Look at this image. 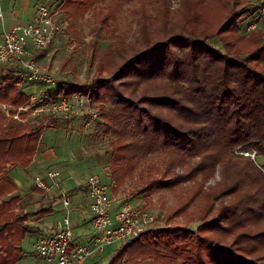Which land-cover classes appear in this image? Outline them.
I'll use <instances>...</instances> for the list:
<instances>
[{
	"label": "trees",
	"instance_id": "obj_1",
	"mask_svg": "<svg viewBox=\"0 0 264 264\" xmlns=\"http://www.w3.org/2000/svg\"><path fill=\"white\" fill-rule=\"evenodd\" d=\"M65 1L82 10L102 3L94 21L105 34L125 3L140 7L135 18L140 37L126 42L117 36L108 44L91 82L93 100L104 106L105 131L116 136L109 144L115 186L132 177L153 152L163 156L140 169L143 192L185 182L202 187L217 170L221 176L205 192L211 198L208 210L219 204L210 210L217 211L216 217L190 229L197 189L170 209L163 228L122 241L107 264H264V169L231 156L237 145L264 155V28L242 33L251 17L249 2L180 0L173 11L161 0ZM17 79V74L6 76L0 103L17 107L33 95ZM85 90V85L64 81L50 96ZM58 120L11 127L0 113V211L6 212L0 236L9 237L21 226L23 237L31 229L25 223L30 214L15 213L17 187L7 167L26 163L45 127ZM8 194V200L2 199ZM226 197L230 200L224 202ZM179 215L184 223L167 224ZM14 246L11 239L3 246L6 257Z\"/></svg>",
	"mask_w": 264,
	"mask_h": 264
},
{
	"label": "rangeland",
	"instance_id": "obj_2",
	"mask_svg": "<svg viewBox=\"0 0 264 264\" xmlns=\"http://www.w3.org/2000/svg\"><path fill=\"white\" fill-rule=\"evenodd\" d=\"M58 0H40V2H46L49 5L56 6V20L60 21L63 26V32L55 35L50 44L48 45V59H43L42 64L36 65L39 69L50 72L54 76V83H44L39 81L23 80L20 81L19 87L26 92L30 93H46L48 95H54L57 86L62 82L67 81L76 85H85L84 93L91 92V82L93 80L94 74L97 71V62L102 54L106 51L107 45L116 40L117 36L123 37L124 40L132 41L140 37L139 28L136 24L135 18H137L136 13L139 10V4L125 3L123 5L122 11L118 13L117 22L110 21L109 33L105 34L96 21H94V13L97 8L102 4L97 2L95 4V9L89 7L86 10H82L74 6V4L66 5V1L57 4ZM249 2V10L251 12V17L242 25V33H246L249 29L254 27L264 28V1L260 0H242ZM39 2V3H40ZM165 3V6L169 9L176 11L179 9L181 1L180 0H161ZM146 10L150 12L152 10L151 5L146 6ZM135 12V13H133ZM136 16V17H135ZM217 44L216 40H213ZM104 73V72H102ZM19 77V76H18ZM93 100V98H92ZM0 103V110L1 104ZM93 104L99 112V119L95 127L86 129L84 127L83 121L81 119L71 120H58V122L52 127H47L44 129L41 147L51 150L54 154V159L49 162L48 169H58L60 172L59 181L60 190L62 192H67L69 197L72 196V188L74 186H79L75 190V194L78 195V201L76 203V208L85 205L87 200L86 182L91 174L99 173L106 182L112 183L110 177L111 167V147L110 142L116 140V136L107 133L105 130V125L103 119L100 117V110L104 107L99 101H94ZM5 116L11 120L12 124H45L51 115L40 114L31 115L28 120H24V116L19 119H14L10 115ZM100 121V122H99ZM163 156L160 152L150 153L144 161H142L135 169L132 177H127L121 186H116V190H112L113 195H118L120 201H128L131 204L145 208L150 211L154 217V223L150 228L152 230H158L164 227L166 224L164 221L170 209H174L180 201L188 193H192L195 190H199V196L191 204V210L194 214V220L192 224L189 225L190 229L196 231L198 223L206 220L208 218L216 217L217 211L213 209H207L211 203V198L207 197L205 192L208 191V187H214L221 180L220 172L217 170L215 174L203 182V186L199 187L192 182H185L183 184L176 185L172 188H165L156 191L152 194L142 191V185L139 180L140 169H145V166L152 162H159ZM231 156L235 158H246L250 161L251 159L238 155L237 153L231 152ZM257 162L260 167L264 169V155H257ZM254 162V161H253ZM21 169V173L25 175L24 179L28 181L31 187L30 173L32 171H27ZM33 170V169H32ZM179 170L178 168L175 171ZM180 171V170H179ZM35 175V174H34ZM67 177V178H66ZM69 177V178H68ZM200 178V177H199ZM33 179V178H32ZM70 190V191H69ZM57 194L59 190L56 189ZM190 191V192H189ZM204 191V192H200ZM74 194V195H75ZM81 196V197H80ZM80 197V199H79ZM230 200L228 197L225 198L224 202ZM46 204V203H45ZM75 206V205H73ZM68 206V215L70 219V227L73 234V240L76 239V235H79L78 230L80 228L79 219L75 216V208ZM219 204L217 205V207ZM88 208V207H87ZM210 211V212H209ZM87 219L90 218L89 209L84 211ZM66 215V210L62 206L61 202L59 205H55L52 212L48 213L47 218L39 221L38 223L43 226V231L40 235L37 234V238L46 235L48 232V219L55 222L57 218H63ZM184 223V219L181 215L176 218L170 219L167 224L176 225L177 223ZM84 235L79 237L80 243L88 244L91 241V234L98 233L90 221H85ZM45 229V230H44ZM46 232V233H45ZM35 234H31L24 240V249L30 252L34 261L38 264H46V260L37 255L36 251L32 247V243ZM90 237V238H89ZM36 238V239H37ZM122 242V241H121ZM121 242H115L111 244V250L102 248L101 250L95 252L92 256H89L83 264H107L111 253L118 247ZM122 264H126L125 262Z\"/></svg>",
	"mask_w": 264,
	"mask_h": 264
},
{
	"label": "built area",
	"instance_id": "obj_3",
	"mask_svg": "<svg viewBox=\"0 0 264 264\" xmlns=\"http://www.w3.org/2000/svg\"><path fill=\"white\" fill-rule=\"evenodd\" d=\"M55 7L40 2L32 19L24 25L18 26L17 29L0 27V63L16 66L19 78L22 80L54 83V76L50 72L37 67L27 46L31 45L34 49L45 48L55 35L63 32L62 23L55 17L57 13ZM1 109L14 119L25 115V121L31 115L40 114L63 120L81 117L86 129L95 127L99 119V112L93 104L92 95L86 92L60 97H51L39 92L30 96L21 106L3 103ZM232 151L251 159L260 167L255 149L237 145ZM45 175L49 179V184H46L41 175H34L33 181L37 189L45 193L50 192L52 187L60 189L57 180L60 179L58 169H46ZM86 192L89 198L90 221L98 233L88 244L73 245L68 215L70 198L66 192L61 191L59 196L66 215L50 233L35 239L32 243L37 255L44 258L46 264H83L91 255L93 248L133 238L154 223L155 217L150 211L128 201H120L117 209L112 211L108 184L99 173L90 175L86 182Z\"/></svg>",
	"mask_w": 264,
	"mask_h": 264
},
{
	"label": "crops",
	"instance_id": "obj_4",
	"mask_svg": "<svg viewBox=\"0 0 264 264\" xmlns=\"http://www.w3.org/2000/svg\"><path fill=\"white\" fill-rule=\"evenodd\" d=\"M64 2V0H61ZM40 0H0V27H3L5 29H17L18 26L24 25L27 23L29 20L32 19V17L35 14L36 6ZM60 1H57V4H59ZM28 52L29 54L35 59L38 65L42 62L43 59H48V46L42 49H34L31 45H28ZM42 64V63H41ZM11 74H17L18 73V68L14 65H8V64H2L0 63V86L4 83V80L7 75ZM20 81H23L18 77L17 82L18 85ZM8 104L14 105L12 102H9ZM1 115L7 119V125L11 127L18 126L17 124H12L11 120H9L3 111L0 110ZM54 117V116H52ZM57 118V117H55ZM59 121L62 120L58 118ZM71 120H76V119H81L83 121V118L81 117H74L70 118ZM84 124V123H83ZM47 128V127H45ZM44 132V131H43ZM43 135V133H42ZM42 140V136L40 138V141L37 145V150L35 154L29 158V160L26 163H16L11 166L7 167L8 170V175L9 177L15 182L17 190L13 195L17 196V204H16V210L15 213H29L30 216L29 218L25 221V223L31 228L28 232L24 234L23 237H21L22 234V229L21 226H18V228L14 229L11 231V235L9 237L5 236H0V264H38L35 262L30 254L29 251L24 249V240L30 236L31 234H35L36 236L34 237L33 240L37 238V234H41L43 231V226H41L39 221L44 220V217L47 218L48 213L52 212L55 205H59L60 200V192L61 190L52 187L51 191L48 193H45L39 189H37L34 185L33 177L35 175H41L44 178V181L46 184H49V179L45 175V170L50 168L49 162H52L54 157V154L52 153L51 150H48V148L44 149L41 147L40 143ZM22 168L23 170L27 171H32L30 173V179H31V187L29 186L30 183L26 179H24L25 175H23L20 171ZM33 169V170H32ZM67 178V177H66ZM69 178V177H68ZM104 179V177H103ZM106 182V180L104 179ZM108 184V193L109 196L112 200V211L117 209L120 200L117 198L118 195H113L112 190H116V186L114 182H106ZM79 186H74L72 188V196L70 198V205L75 208V216L77 219L82 222L80 224V228L78 230L79 235H76V239L73 240V245L76 244H82L80 243L79 237H82V234L84 235L83 231L85 230V221H90V218L87 219V217L84 214V211L89 209L87 208L89 206V198L85 201V205L79 206V209L76 208V203H78V195L75 194V190L78 189ZM84 190L86 187H82ZM56 189L59 190L58 195ZM70 191V190H69ZM68 192V191H67ZM66 192V193H67ZM75 194V195H74ZM68 195V194H67ZM69 196V195H68ZM11 197V194H8L4 196L2 199L8 200ZM81 197V196H80ZM79 197V199H80ZM88 197V196H87ZM82 201V200H81ZM80 201V202H81ZM46 203V204H45ZM62 204V203H61ZM63 206V204H62ZM64 207V206H63ZM48 209V211H46ZM65 209V208H64ZM43 212H39V211ZM6 212H1L0 211V219L2 216H4ZM62 218H57L55 222H52L51 220L48 219V226H51L50 228L48 227V233H50L57 225V223L61 220ZM91 223V221H90ZM92 225V224H91ZM45 230V229H44ZM45 232V233H46ZM96 235V233L91 234V239ZM89 237V238H90ZM11 239V243H13L17 249H11L9 251V256L6 257L4 254V245L9 242ZM121 242V241H118ZM117 242V243H118ZM115 243V242H113ZM112 244V243H111ZM111 244H106L103 247H95L92 250V253L90 256H92L95 252L101 250L102 248H105L107 250H111ZM87 259V258H86Z\"/></svg>",
	"mask_w": 264,
	"mask_h": 264
}]
</instances>
